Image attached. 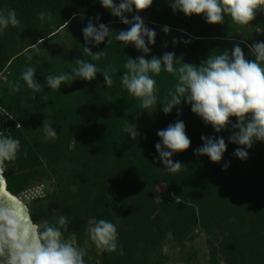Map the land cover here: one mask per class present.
I'll return each mask as SVG.
<instances>
[{
  "label": "trees",
  "instance_id": "16d2710c",
  "mask_svg": "<svg viewBox=\"0 0 264 264\" xmlns=\"http://www.w3.org/2000/svg\"><path fill=\"white\" fill-rule=\"evenodd\" d=\"M0 9H15L20 20L19 27L10 26L0 35V105L10 115L6 121L0 118V130L8 126L9 134L20 140L18 159L5 173L7 189L18 197L32 185L52 184L44 199L27 204L34 223H53L58 215H66L70 224L65 236L83 246L91 222L112 221L124 254L100 252L90 264H164L168 240L186 252L187 243L201 235L206 238L209 264H264V142H255L242 161L233 155L241 146L228 142L231 127L215 133L190 105L178 106L179 115L175 108L165 115L159 104L152 114L142 111L139 100L120 84L126 56L142 53L115 39V31L130 26L98 0H0ZM40 12L51 13L53 20L41 23ZM97 13L113 33L110 43L106 38L98 46H88L106 53L93 63L118 69L113 86L107 88L97 73L90 82L77 79L51 90L44 83L46 75L70 71L69 63L77 58L90 59L81 51L82 29ZM133 14L157 33L147 59L172 51L183 62L199 65L210 54L237 43L248 55L241 41H264V12L256 13L251 26L235 25L230 17L222 24H209L203 14L173 12L169 0H153L148 8L127 15ZM165 25L171 29L168 34L162 31ZM173 37L190 42L173 45ZM36 41H43L41 51L28 61L24 49ZM29 64L36 68L35 79L44 84V91L35 97L26 85L19 92L9 87ZM153 78L159 103L177 80L164 71ZM231 119L235 122V117ZM177 120L184 121L191 143L172 157L183 164L179 173L172 174L156 159L155 144L157 131ZM128 121L138 126L136 140L123 131ZM44 122L56 129L57 139H44L40 128ZM201 135L225 139L227 149L220 162L193 154L202 145ZM225 162L230 164L222 170ZM162 185L174 198H158ZM191 255L195 258L197 253Z\"/></svg>",
  "mask_w": 264,
  "mask_h": 264
},
{
  "label": "clouds",
  "instance_id": "9594fccd",
  "mask_svg": "<svg viewBox=\"0 0 264 264\" xmlns=\"http://www.w3.org/2000/svg\"><path fill=\"white\" fill-rule=\"evenodd\" d=\"M98 3L118 17L121 23L130 26L126 30L115 31V39L123 42L125 47L131 44L142 53L135 58L126 56L123 65L125 71L120 76V84L129 96L139 100L142 111L152 114L159 104L165 115L170 114L174 108L179 115L181 109L178 106L190 105L191 111L205 125H210L215 133L231 127L233 131L228 136V142L241 146L233 151V155L242 161L248 159V149L255 142H264V41L251 44L246 40L241 41L247 45L248 55L237 43L230 50L210 54L199 65L183 62L182 57L172 51L164 52L161 56L152 55L147 59L157 33L145 25L139 14H133L131 18L127 14L148 8L153 0H119V3L116 0H98ZM169 4L173 12L179 11L185 16L203 14V19L209 24H222L226 17H230L235 25L250 26L256 13L264 12V0H169ZM72 18L75 19V14ZM38 19L41 23L51 22L53 16L51 13L40 12ZM100 20V14L97 13L94 18H89L82 29L85 46L81 51L90 59L77 58L69 63L70 71L46 75L44 83L48 88L60 90L62 85L71 84L77 79L90 82L96 78L97 73L103 75L107 88L113 86V75L118 69L112 64L99 67L93 63L106 53L103 49L93 52L88 46H98L106 38L107 43H110L113 31ZM66 22L68 25L69 21ZM10 26H20L15 9H0V35ZM170 30L167 25L162 29L165 34ZM189 42L182 38L172 39L173 45ZM40 43L43 41H36L30 48L24 49L28 61L32 60V54L40 53ZM250 56L255 58L251 59ZM162 71L174 74L177 82L168 90L163 101L158 103L156 93L159 89L153 77ZM35 75L36 68L29 64L21 71L19 78L9 85L10 90L19 92L26 85L35 97V94L44 91V84L38 82ZM232 117H235V122ZM40 128L45 140L58 138V132L51 123L44 122ZM123 131L132 140L140 135L138 126L130 121L125 124ZM4 132L0 130V184L4 183L10 163L16 161L20 154V140ZM157 136L156 159L166 172L179 173L183 164L179 160L174 161L172 157L188 149L191 143L184 121L170 123L167 128L158 130ZM200 139L202 145L194 149L193 154L206 155L212 162H220L227 149L225 139L208 135H201ZM229 164L225 162L222 170H226ZM9 200L10 204L0 205V264H86L85 250L65 236L70 224L68 216L60 214L53 223L37 225L18 201L12 198ZM88 234L89 240L101 252L124 254L117 226L112 221L95 220Z\"/></svg>",
  "mask_w": 264,
  "mask_h": 264
},
{
  "label": "rangeland",
  "instance_id": "374dc122",
  "mask_svg": "<svg viewBox=\"0 0 264 264\" xmlns=\"http://www.w3.org/2000/svg\"><path fill=\"white\" fill-rule=\"evenodd\" d=\"M255 22V18L250 21V26ZM46 192L48 195V191L52 189V184L50 182H46ZM50 184V185H49ZM157 196L159 199L163 198H171L170 194L167 193L165 186H160L157 190ZM19 202L26 208L27 204L21 200ZM93 222L90 223L89 227ZM89 229V228H88ZM75 242V240H73ZM76 244V243H75ZM85 250V261L86 264H90L91 261L96 260L95 254H100V250L96 248V246L89 240L88 230L86 233V240L83 246H78ZM195 251L197 256L195 258L191 255V252ZM163 253L166 256V260L164 264H209V254L208 247L206 244L205 235H201L196 241L193 243H187L186 252L181 251L178 247L173 245L170 240L167 241V244L163 248ZM94 264H99L98 261Z\"/></svg>",
  "mask_w": 264,
  "mask_h": 264
},
{
  "label": "built area",
  "instance_id": "2783aa9c",
  "mask_svg": "<svg viewBox=\"0 0 264 264\" xmlns=\"http://www.w3.org/2000/svg\"><path fill=\"white\" fill-rule=\"evenodd\" d=\"M7 117H10L9 113L6 111L5 108H3L0 105V118L5 119V121H6ZM5 121L3 124H7V122H5ZM4 134L9 135V127L8 126H7ZM46 196H47L46 185L45 184H37V185H32V186L26 188L16 198L18 200L25 202V203H30V202H33L36 200L44 199ZM171 197L174 198V195L171 194Z\"/></svg>",
  "mask_w": 264,
  "mask_h": 264
},
{
  "label": "water",
  "instance_id": "95a60500",
  "mask_svg": "<svg viewBox=\"0 0 264 264\" xmlns=\"http://www.w3.org/2000/svg\"><path fill=\"white\" fill-rule=\"evenodd\" d=\"M9 198H12V199H14V200L19 202V200L17 198H15L13 195L10 194V192H8L7 182H6V180H4V183L0 184V205L10 204ZM21 206H23V205L21 204ZM24 209L28 212V210L25 207H24Z\"/></svg>",
  "mask_w": 264,
  "mask_h": 264
}]
</instances>
